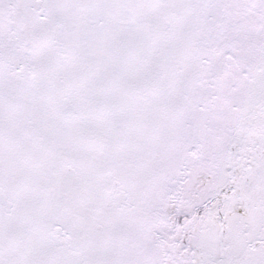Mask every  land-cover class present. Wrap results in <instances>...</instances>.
Wrapping results in <instances>:
<instances>
[{"label": "snow or ice", "instance_id": "1", "mask_svg": "<svg viewBox=\"0 0 264 264\" xmlns=\"http://www.w3.org/2000/svg\"><path fill=\"white\" fill-rule=\"evenodd\" d=\"M0 264H264V0H0Z\"/></svg>", "mask_w": 264, "mask_h": 264}]
</instances>
